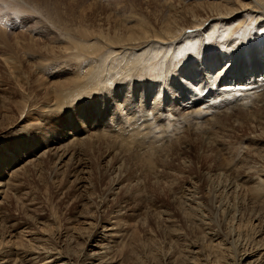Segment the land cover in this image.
I'll list each match as a JSON object with an SVG mask.
<instances>
[{"label": "bare ground", "instance_id": "obj_1", "mask_svg": "<svg viewBox=\"0 0 264 264\" xmlns=\"http://www.w3.org/2000/svg\"><path fill=\"white\" fill-rule=\"evenodd\" d=\"M233 1L234 4L232 0H216L214 3H196L181 8L179 4L174 6L171 0H163L159 1L161 6L158 4L157 7H161V12L163 11L164 14L160 13L162 15L160 23L157 20L159 26L154 30H151L146 22L134 21L138 17L128 14L117 20L118 22L115 20L117 24L115 23L113 26L114 30L111 31L113 34L105 36V38L100 37L98 43H87L78 36L80 31L78 33L75 29L68 31L63 28L60 33H57L59 46L56 44L55 46L43 45L44 53L50 54L53 61L48 63H53L56 66L52 67L46 62L47 55L46 58H40V61L35 62V66L38 65L40 71H37L38 76H36L33 84L43 93L42 104L38 103L37 108L34 106L29 108L32 104L29 106L26 104L27 107L24 104H18L16 115L11 116L6 112L9 115H5L6 121L0 127V264H130L124 260L125 257H133L136 261L134 264H144L146 260L156 261V258H159V252L162 253L159 247L163 248L159 246L161 242L158 240L157 242H160L158 245L150 232L148 235L146 233V237L143 235L145 238L144 240L142 238L143 241H141L142 234L137 237L134 235L139 227H134L136 222L133 224L134 221L129 217L136 214L134 211L129 212L130 209L123 202H119L111 208L105 203H99L95 207L94 214L91 213L87 217L81 216L85 218L84 220L81 219L84 228L90 230L84 249L79 251V254L76 255L78 257L74 255L75 258L72 253L67 252L64 248L50 245V240H53L51 239V230L41 222H38L41 224L38 226H19L15 230L13 228L18 224L12 223L11 230H8V226L7 230H3L1 222L4 216V204L11 194L15 197L13 194L16 193L13 190L18 185L16 178L24 168L30 165L34 159L43 158L48 153L52 155V165H54L52 167L56 172L65 171V168L72 167L74 170L72 177L75 179L79 176L77 175L78 169L85 164L78 159V150L80 148L81 151V145L88 144L87 147L90 151L94 147H98V144L101 145L99 141L108 135L110 137L112 135L111 141L119 143L120 146V148H113L112 146L113 151L111 152L120 156L122 153H118V151L122 147L123 153L129 150L144 152L155 142H167L168 144L175 136L173 133L179 132L180 127L182 133L186 129L194 134L202 133L208 140V147L216 149L220 145L221 147L229 145V143L228 145L224 143L222 134L219 138L214 135L216 133H212L213 130H216L214 128L217 126L216 122L223 123L222 119L229 118L230 126H228L229 122L224 121L223 124L220 123L222 125L221 130H217L219 133L223 129L225 135L235 125H241L245 121L251 125L252 123L264 125V114H262L263 111H260L262 110L261 107L264 106V50H262L264 49V0ZM25 2V0H0V38H4L8 33V36L12 37L9 43L12 44L21 59H25L27 56H36L38 52L33 44L32 33H30V38H28L30 41H26L27 43L21 36L23 33L20 31L26 30L28 25L23 18L32 9L31 5L29 6L30 3L26 4ZM201 10H207V12L201 13ZM179 18L184 19V22L180 23ZM198 20L200 21L199 25L195 26L194 24ZM132 21L136 23L131 25L130 22ZM248 28L257 30L251 32L247 31ZM178 31L181 32L176 36ZM235 31L237 33L233 41L231 36ZM242 31H244L246 39H250L244 43L243 47L240 45L241 43L235 42L239 36H244ZM82 35L84 34L82 33ZM79 38L80 40H78ZM97 41L99 40L97 39ZM101 45L105 47L102 48ZM69 48L73 50L72 56H78L75 63L72 62L74 64H67L66 66L68 70L72 71H64L71 73L72 76L63 80H55L54 78L57 76L52 77V73L60 72L62 66L57 65L60 63L54 62L51 56L65 53ZM1 59L10 74L9 78L14 79L18 91L27 96L29 91L25 90L24 85L26 77L20 73L14 57L4 55ZM79 63L81 64L80 68L85 67V69L77 68ZM44 68H47V71L43 70ZM132 70L135 74H139L143 70L149 71L152 73L153 80L147 81L146 84L143 82L140 89L135 88L136 90L133 92H131L132 87L128 88L126 85H133V82L127 83L125 81L116 87H111L110 82H113L111 81L113 76L128 74ZM104 79L108 84L96 81ZM95 85H100V92L94 89ZM209 85L212 86V89ZM179 91L181 96H175L174 93ZM123 93L126 95L123 96ZM193 93H196L199 98H191L194 97ZM160 95L162 100H160ZM98 103L104 105V114L109 119L99 120L93 114L94 107ZM108 104L110 105L107 106ZM65 107L78 110L82 116H86V119L91 117L93 123L91 122L89 125L82 123L81 128L74 112L68 111L74 117L76 130L69 132L65 127L67 122L65 125L63 124L64 128L59 130L63 119L64 121L67 120ZM54 115L58 123L56 130L50 128V121L54 123ZM58 117L61 119L57 120ZM221 125L219 126L221 127ZM107 127H110L111 130ZM256 135L242 136L234 147L237 148L238 153L233 160L213 171L203 173L205 181L217 182L218 188L213 187L212 189L209 186V191L202 193L196 190L199 189V182L191 180L192 183H189L183 195L178 198L174 197L176 198L177 212L182 220L191 223V225H198L197 229L199 226L202 227L204 229L202 235L207 238V244L203 241L205 245L201 244L202 241L197 243L194 240L193 242L189 240L191 243L189 242L187 249L184 250L188 251L187 254L191 256L192 260L189 259L187 264H210L209 257L218 264H264V166L252 168L253 165L251 163L250 165L249 159H247L248 152L255 153L264 149V139L259 136L257 138ZM100 137L102 138L100 139ZM108 145L112 144H106V147ZM179 146L181 151L187 149L185 144ZM220 149L227 150L229 148ZM37 151L40 153L35 158L27 159L20 165L26 155ZM148 152L146 151L147 155ZM150 156L149 158L152 160L153 158ZM151 163L150 160L147 161V165H151ZM118 169L120 171L123 169V164L120 161L119 164L117 162V172H119ZM151 170L148 169L150 172ZM84 171L87 172V170ZM113 171L115 170L113 169ZM234 174L235 176H233ZM236 176L237 178H235ZM84 181H80V187L85 186ZM138 182L135 180L127 186L124 184L125 182L123 183V179L117 176L112 182L110 192H108V200L113 199L118 191L131 193L133 188L139 187L140 183ZM244 210L249 211L248 215L251 214V211L254 212V215L249 216L250 225L254 227L251 237L253 244L249 247L245 245L247 241L240 239L241 233L244 232L243 226L248 227V224L245 223L244 225L243 223L248 218H244L245 220L242 221ZM166 211H161L158 214L159 216L160 214L166 215L163 222L161 221L163 227L157 226L159 222L156 226L163 228L167 237L169 235L174 239L178 238L175 241L178 242L181 240L179 238L182 237L180 236L182 228L179 232L173 227L176 217L173 221L172 215ZM155 212L152 213L155 215ZM153 216L151 217L153 218ZM137 217L139 216L137 215ZM155 219L157 220V218ZM218 219L223 223L225 222V228L228 229L229 227V230L219 231L220 228L217 227L221 221L218 222L219 224L214 223L218 224L214 228L212 222L218 221ZM180 226L182 227V225ZM193 229L191 230L194 231ZM71 232L73 231L71 230ZM140 233L139 231L137 235ZM249 233L248 238H250ZM79 234H82L80 228ZM70 235L72 236V234ZM185 237L187 236L185 235ZM185 237L182 238V241ZM197 238L199 239V237ZM52 242L54 243V241ZM175 242L173 241V243ZM168 246L170 247V242ZM165 249L164 251H166ZM136 250H138L137 255L139 252H143L144 255L139 254L141 257H136ZM165 253H162V257ZM165 255L164 258L167 261L163 262L175 264L176 257L172 258L168 253ZM182 255L178 256L181 257ZM129 259L131 261V258L126 260ZM193 259L202 261L196 263Z\"/></svg>", "mask_w": 264, "mask_h": 264}, {"label": "rangeland", "instance_id": "obj_2", "mask_svg": "<svg viewBox=\"0 0 264 264\" xmlns=\"http://www.w3.org/2000/svg\"><path fill=\"white\" fill-rule=\"evenodd\" d=\"M22 1H24V0H22ZM25 1H26L25 2L26 4L30 3L29 6L31 5L30 7H32V9L30 11L31 13L30 12L28 13L29 16L26 15L23 18L28 25H27L26 30L20 31L21 33H23V35H21V36L24 38L25 43H27L30 41V40H28V38H30V33H32V36L34 37L33 44L35 45L38 52H37L36 56L35 55H33L31 57L27 56V58L21 59L19 54L12 47V44L10 45V43H9L11 41L12 37L8 36L9 34L6 33V36L4 38H2V39L0 38V119H1L0 120V127H2V125H3L2 123H5V121H6L5 115H9V114L11 116L16 115V113L18 112V108H17L18 104H20V103L24 104V105L27 104L28 106H29V104L30 105L32 104L29 108H32L33 106L37 108V106L39 104H42L41 101L43 99V93H41V91L36 88V85L33 84L35 79H36V76H38L37 71L38 72L40 71V67L38 65L37 66H35V65H36L37 61H40V58H46V55L48 56V58H46L47 59L46 62L47 63L49 61L53 62L52 59L50 58V54H48L47 52L44 53L45 49H43V45L44 46H47V45L55 46V44H56V46H59V43H57L58 42L57 33H60L63 30V28H64V30L67 29L68 31H69V29H72V30L75 29V31L77 30L78 33L80 31L79 35L78 34L77 35L87 43H89V42L98 43V42H100V37L105 38V36L112 35L113 33L111 31L114 30L113 26L115 25V23L117 24V22H118L117 20L122 19V17H125L128 14H132V15L138 17L137 19L134 20L136 22H142V23L146 22V25L147 26L149 25L151 30H154L159 26L161 16L164 14L163 11L161 12V7H157V5L159 4V1L161 2L163 0H33V2H32V0H31V2H30V0H28V2H27V0H25ZM171 1H172V4L174 6H177L179 4V6L182 8V6L189 7V6L194 5L196 3H203V4H207L206 2L214 3L216 0H176L177 2L175 0H171ZM35 3L38 5H36ZM232 3L234 4L233 0H232ZM159 6H161V5L159 4ZM158 8H160V9H158ZM206 12H207V10H201V13H206ZM115 15H116V17H115ZM203 16L205 17V15H203ZM157 20L159 21V23ZM178 20L180 23L184 22V19H182V18H179ZM136 22L132 21V22H130V24L134 25ZM199 22L200 21L198 20L194 25L198 26ZM52 26H54V27H52ZM74 26H77V27L74 28ZM59 27H61V28H59ZM80 28H81V30H80ZM206 29H207V27L205 28V30ZM32 30H35V31H32ZM256 30L257 29L253 30L252 28L247 29V31H251V32H253V31L255 32ZM180 32L181 31H178L177 34H175V35L177 36ZM82 33L85 36L82 35ZM236 33H237V31L232 33L231 40L234 41V39L236 38ZM242 33L241 34L244 36H241V37H243V38H241L239 36L238 39L235 40V42L237 44L241 43L240 45L243 47L244 43H247L248 41H250V39H246V35L244 34V31H242ZM83 36L85 37V39ZM80 38L78 40H80ZM97 39L99 41H97ZM21 40H22V38H21ZM240 40H241V42H240ZM210 43H212V42H210ZM100 47L104 48L105 46L101 45ZM259 48L261 49V47H259ZM262 50H264V49H262ZM72 52H73L72 48H69L65 53H62V54L59 53L55 56H51L54 59V62L60 63L57 65L62 66V69L60 70V72H58L56 74H53L51 72L52 77L57 76V78H54L55 80H57V79L63 80L64 78H69L70 76H72L71 73H65L64 72V71H72V70H68L66 66H67V64L68 65L74 64L75 60L78 58V56H72ZM252 54H254V53H252ZM4 55L5 56L9 55L10 57H14V61L18 65L20 73H23L25 75V77H26L25 84H24L25 90L29 91V94L27 96L23 93H20L15 86L14 79L12 77L9 78L10 74H9L7 67L5 66L3 60L1 59V57H4ZM247 58H249V57H247ZM72 62H74V63H72ZM48 64L51 65L52 67L56 66V65L54 66L53 63H48ZM30 67H32V68H30ZM80 67H81V64L79 63L77 68H79L80 70L85 69V67H83V69ZM46 69L44 68L43 70L47 71ZM133 71L134 70L130 71L128 74L126 73V74H122V75H117L115 77L113 76L111 79V81H113V82H110L111 87L112 86L116 87L118 84L124 83L125 81L127 83L133 82V85L126 84L128 86V88H130V86L132 87L131 92H133L136 89H140V86L143 85V82H144V84H146L147 81H151V79L153 80L152 73L149 71H147V72H149V73H147L145 70H143V71H140L139 74H135V72H133ZM67 74H69V75H67ZM7 75H9V76H7ZM102 76L104 77L105 74ZM87 77H89V76H87ZM96 81L102 82L103 84H108L105 79L104 80H96ZM209 87H210V89H212L211 88L212 86L209 85ZM94 89L97 92L101 91L100 85H95ZM205 89L208 90L209 88H205ZM122 95L125 96L126 93H123ZM174 95L175 96H181V92L179 91L177 93H174ZM39 96H40V98L41 97L42 98L40 99ZM193 96L194 97H191V98H195V99L199 98L196 93H193ZM160 100H162L161 95H160ZM187 102H189V101H187ZM3 105H5V106H3ZM27 105H26V107H27ZM109 105L110 104H108L107 106H109ZM188 105H189V103H188ZM261 108H262V110H260V111H263L262 114H264V106ZM64 109L66 110L65 116L67 117V120L64 121V119H63L62 126L59 128V130L64 128L65 122H67L68 126L65 125V127L67 128V130L69 132H71V131L74 132L76 130L74 119H73L74 117L68 111L74 112V115L78 118V120L80 122L81 128H82V123H86L87 125H89L91 122L93 123V120L91 117L86 119V116H82L78 110L75 111L74 109H69L67 107H65ZM6 112L9 114H7ZM93 114L95 116H97V118L99 120H103L106 118L109 119L104 114V105H102L100 103L96 104V106L94 107ZM2 116H3V118H1ZM60 119H61V117H58L57 120H60ZM216 121H218V120H216ZM221 121H223V123H224V121L227 123L229 122L228 126H230V124H231L229 118L222 119ZM53 122L54 123H52L50 121V128L52 130H56L58 128V126H57L58 123L56 121L55 115L53 116ZM220 123L223 124L222 122H219V121L216 122L217 126L214 127V128H216V130H213L212 133L213 134L216 133L214 135L216 137H219V138L221 137V134H222V136H223L222 139L224 140V143L226 145H228V143H229V145L228 146H222V147L220 145L219 147L216 148L217 150L213 149L210 146L208 147V145H207L208 140L205 139V137L202 133H201L202 135L200 133L194 134L192 131H189L187 129L184 130V132L182 133V131H180L181 127L179 129V132L175 131L173 133V135H175V136H174L173 140L170 141L171 143L168 142V144H167V142L166 143L164 142L165 143L164 144V143H158V142L156 143L155 142L151 147H148L149 149L148 148L147 149L149 150V152H148V150H146L149 153L148 155H147L146 151H144V152L143 151H139V152L133 151L132 152L131 150H129L126 152V150H125L126 153H123L124 152V151H122L123 147L121 150L118 151V153H122V155H120V156L119 155L117 156V154L114 155V153H112L111 151H113V148H117V147L120 148L119 143H116V142L114 143L113 141H111L113 139V138H111L112 135H111V137L108 135L107 136L108 139H105L107 137H105V138L100 137V139L102 138V140L99 141L101 143V145L98 144V147H94L93 149H91L89 151V149L87 147L88 144L87 145L85 144V145H81L82 146L81 151L79 148L78 159L82 160V162H84L85 164H84V166L80 167L77 171V175H79V176H77L78 179L77 178L74 179L72 177V173L74 172L72 167L65 168V171L56 172L54 170V167H52L54 165H52L53 164L52 163L53 158H52V155L50 153L46 154L45 157H43V158L34 159L32 161V163L30 165L26 166L24 168V170L22 171V173L16 178L18 185L13 190L14 193H16V194H13V195H15V197L11 196L12 195L11 194L8 197V200H7L8 202L6 201L4 204V208H3L4 216H3L2 222H1L3 225V230L4 229L7 230V226H8V230H11L12 223L18 224L16 227L13 228V230H15V228H17L19 226H31V227L38 226V224H40L38 222H41V223L45 224L49 230H51L50 231L51 239H53L52 241H54V243L50 240V245L52 244V246H60L61 248H64L67 252L72 253L73 257L75 258V256L77 254H79V251L84 249L85 241L89 235L88 233L90 230V229L87 230L86 228H84V225L82 224V220H84L85 218H83L81 216L87 217L91 213L94 214L95 207L99 203H101V204L105 203V205H108V207L111 208L115 204H117L119 202H123L124 204L127 205L128 209H130L129 212L134 211V213L136 214L134 216L129 217V219L132 218V221H134V222H132L133 224H135V222H136V225L134 227H137V228L139 227L138 229H140V230H138V229L136 230L134 228L136 230V232L134 231L135 232L134 235L136 237L139 235L141 236V234H142L141 241H143L145 239L144 236L146 237V233L148 235L149 234L148 232H150V235L153 234L151 236H152V238H155L156 242L158 240L161 242V243L157 242L158 245L160 243L159 246H162L164 249L166 247L168 248V249L166 248L165 249L166 251H164L163 248L159 247L160 251L162 253L166 252L172 258L176 257L177 260L175 261V264H180V263L181 264L182 263L187 264V262H189V259L192 260L190 258L191 256L187 254L188 251L184 250V249H187V246L189 245V242H190L189 240H191V242H193V240H194L197 243L202 241L201 244H204L205 242H206L205 244H207V238H205L206 236L202 235V233H204V232H202V230L204 231V229L202 227L200 228V226H199L197 229L196 227L198 225H194V224L191 225V223L189 224V223L184 222L182 220L179 213L177 212V207L175 206L176 205L175 199L183 195L186 187L189 185V183H192V181L193 182H195V181L199 182V189H196V190H199L202 193H207L209 191L210 187L212 189H213V187L218 188L219 186H218L217 182H215V183L206 182L205 177L203 176V173H205L207 171H213L217 167L222 166L223 164L227 163L230 160H233L235 155L238 153L237 148H234V147L237 145L238 140L242 136H245V135H249V136L254 135L255 136L256 134H258V135H256L257 138L261 137L262 139H264V127H263L264 125H262V124L258 125L256 123H252V125H251L250 123L245 121V122H243V124L235 125L233 128H231L232 131L229 130L228 132H226V135L228 137L227 138L225 133H223V129L221 132L218 133V131H220L222 128V125ZM219 125H221V127ZM107 129L111 130L110 127H107ZM180 132H181V134H180ZM255 132H257V133H255ZM227 133H229V134H227ZM250 133H251V135H250ZM198 137H200V138H198ZM225 138H227L228 140ZM185 139H187V140H185ZM205 140H206V142H205ZM187 141H188V144H186ZM106 144H112V145H108V147H106ZM183 144L187 145V149H184L183 151H181V148H179L180 147L179 145H183ZM112 146H113V148H112ZM226 147L229 149H227V150L226 149L225 150L220 149V148H226ZM166 149H168V150H166ZM263 150H261V151H263ZM154 151H156V152L154 153ZM261 151L255 152L258 155H256L252 151L248 152L249 154L246 153V154H248L247 155V157H248L247 159H249L248 163L249 164L251 163L253 165L252 168H254V166H255V168L258 166L259 167L264 166V153H263L264 151L262 153H261ZM80 152H81V154H80ZM39 153H40V151H37L33 154L26 155L25 158L22 160V162H20V165L24 161H26L27 159L35 158ZM82 154L83 155L85 154V155L83 156ZM144 154H146L147 156L146 155L144 156ZM153 154H155V155H153ZM174 154H176V155H174ZM261 154H262V156H260ZM150 155H152V156H150ZM149 156L152 157L153 159L151 160L149 158ZM256 157H257V159H256ZM111 158H113V159H111ZM251 158H252V160H251ZM179 159H180V162L182 164L179 162ZM253 159H256V160H253ZM146 160L147 161L150 160L152 162L151 165H147ZM250 160H251V162H250ZM119 161H120V163L123 164V169L121 171L118 169L119 172H117V162L119 164ZM164 162H165V164H164ZM252 162H254V163H252ZM230 164H228V165H230ZM85 168H88V169H85ZM112 168L115 171H113ZM81 169L87 170V172L84 170L82 171ZM148 169L149 170L152 169L151 170L152 173L150 171H148ZM121 172H122V174H121ZM116 175L120 176L121 179H123V183L125 182L124 184H127V186H128V184L131 185L132 182L135 180L139 181L138 183H140V184H139V187H137L136 189L132 187L133 188L132 191L130 190L131 193L130 192L125 193V192L118 191L117 194L113 197V199L108 200V198H107L108 192H110V190H111V185H112V182H114L115 178L117 177ZM233 176H235V174ZM235 178H237V176ZM82 180L83 181L85 180L84 181L85 182L84 187H80V185H81L80 181H82ZM86 180H87V182H86ZM126 181H128V182H126ZM167 181L169 182V184ZM130 182H131V184H130ZM171 182H173V184H171ZM86 183H88V184H86ZM168 185H170V186H168ZM87 186H89V187H87ZM136 190H138V192H135ZM174 197H176V198H174ZM161 211H166L170 215H172L171 217H173V221L176 217L177 223H176V220L174 222L173 221L172 222H173V227H175L178 231L182 228L181 230L183 232L181 230H180L181 232L179 231L181 233L180 236H182V237L179 236L180 237L179 239H181L180 240L181 242L179 240H178V242H175V241H177L176 239H178V238L174 239V238H172V236H169V235L167 237V235H166L167 233H165L163 228L157 227L159 225L160 226L163 225V223H162L163 218L165 219L164 216H166V215L162 216L161 214L159 216L158 214ZM169 211H171L172 213ZM152 212H155L156 214L154 215V213H152ZM248 212H249L248 210H246V211L244 210L243 211L244 217L242 218V221H244L246 218L249 219V220L246 219L243 222L244 225H245V223H246V225L248 224L247 225L248 227L245 228L242 224L244 232L246 231L245 234H247V235L244 238L245 234H244V232H242L243 234L241 233V236H240V239H242V240L244 239L243 241H247L245 244L247 247L252 246V244H253L251 237H252V233L254 231V229H253L254 227L252 225H250V217H251V214L254 215V212L251 211V214L249 213V215H248ZM146 214H147V216H146ZM137 215L139 217H137ZM156 215H157V217H155ZM151 216H153V218ZM246 216H248V217H246ZM141 217H144L146 219L143 220V218H141ZM159 217H160V219H159ZM155 218H157V220L159 219V221H157ZM177 218H179V219H177ZM153 219L156 221H154ZM219 221H221V220L220 219H218V221L214 220L212 222V226L214 228L217 227L219 224L218 223ZM157 222H159V224H157ZM139 223L141 224V226ZM174 223H176L175 225H177V224H179V225L175 226ZM214 223H218V224H214ZM156 224H157V226H156ZM180 225H182V227ZM185 225H187V226L185 227ZM191 226H192L191 229L194 228L193 229L194 231H192L190 229ZM225 226H226V223L225 222L223 223V221H221L220 225L217 228H220L219 231L222 230V232H223V230L224 231L229 230V227H228V229H226ZM74 227H76V228H74ZM183 227H184V229H183ZM79 228H80V231H82L81 235L79 234ZM189 229L191 230V232ZM246 229H248V230H246ZM251 229H252V231H251ZM71 230L73 232H71ZM75 230H77V231H75ZM83 230H84V232H83ZM139 231L141 233L137 235V233ZM76 232H77V234H76ZM248 232H250L249 233L250 238H248ZM199 233H201L200 235H202L203 237L200 236ZM70 234H72V236H74V238H72V236ZM185 235L187 237H185ZM170 237H171V239H170ZM184 237H185V239H183L184 241H182V238H184ZM197 237H199V239ZM70 238H71V240H70ZM142 238H143V240H142ZM65 239H66V242H65ZM169 239H170V241H169ZM139 241H140V239H139ZM171 241H172V243H171ZM173 241L175 243H173ZM203 241H205V242H203ZM169 242H170V247L168 246ZM183 244L185 245V247ZM173 246H174V248H173ZM179 248H181V249H179ZM173 249H174V251H173ZM175 250H177V251L179 250L180 254ZM182 250H183V252H181ZM137 251L138 250H136V252H135L136 257H141V255H144L143 252H139V254H141V255H139V254L137 255ZM162 253L160 254V252H159L160 256L158 255L159 258L158 259L156 258V261L155 260H149V261L146 260L147 262L144 261V264H148V262H149V264H152L153 262H154V264H164V263L168 264L167 262H163V261H167L164 258L166 256L165 255L166 253L163 254V257H162ZM205 253L207 254V252H205ZM182 254H185L186 256L185 255L183 256ZM133 255H134V253H133ZM178 255H182L183 257L181 256L182 257L181 258ZM76 257H78V256H76ZM128 258H131V261H133V263H131L130 259L126 260ZM132 258L133 257H125L124 260L128 263L130 262V264H134L136 261L134 260V258L132 260ZM172 258H170V259H172ZM183 259H187V260L183 261ZM144 260H145V258H144ZM179 260H182L183 262L179 261ZM193 260L196 263H200L202 261L200 259H197V260L193 259ZM208 260H209L210 264L211 263L218 264L211 257H209Z\"/></svg>", "mask_w": 264, "mask_h": 264}]
</instances>
